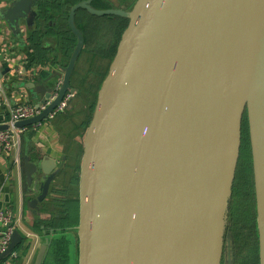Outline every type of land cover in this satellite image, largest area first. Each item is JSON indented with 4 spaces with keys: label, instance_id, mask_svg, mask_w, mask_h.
<instances>
[{
    "label": "water",
    "instance_id": "95a60500",
    "mask_svg": "<svg viewBox=\"0 0 264 264\" xmlns=\"http://www.w3.org/2000/svg\"><path fill=\"white\" fill-rule=\"evenodd\" d=\"M33 2L19 0L1 18L12 25ZM91 2L69 13L78 42L68 66L25 85L44 105L61 80L57 96L15 124H41L74 92L70 77L84 47L78 10L128 20L83 142L78 264H220L245 113L264 264V0H136L129 12ZM52 163L23 158L33 215L61 171ZM21 241L15 229L0 264ZM50 245L46 238L33 264H44Z\"/></svg>",
    "mask_w": 264,
    "mask_h": 264
},
{
    "label": "crops",
    "instance_id": "0c3cea01",
    "mask_svg": "<svg viewBox=\"0 0 264 264\" xmlns=\"http://www.w3.org/2000/svg\"><path fill=\"white\" fill-rule=\"evenodd\" d=\"M18 1L0 0V72L7 68L10 70L5 77L0 76V82L3 86L4 101L8 106L13 107L25 103L40 106L39 95H36V99H34L25 85L34 82L37 77L47 78L49 72H59L68 66L78 42L68 24L69 13L76 4L70 8L67 21L64 22V10H58V5L62 4L64 0H34L31 8L10 25L6 19L1 18V15L4 17L6 15L9 18L7 12ZM103 1L98 0L97 5L92 4V7L96 10L100 9ZM105 1L115 7L120 6L125 12L131 11L136 2V0ZM88 19L91 20L88 21ZM107 19V17H95L85 10L75 13V26L83 35L84 47L70 77V89L74 92H68L73 96L67 110L53 120L43 121L33 127L30 132L32 133L30 153L22 154L21 151V135L26 128L20 130L19 151L15 149L6 152L0 145V210L11 212L15 228L22 235V241L14 251L16 257L10 259L7 264L33 263L34 257L37 255L38 237L35 235L37 226L40 228V230L38 229L40 233H46V227L40 223L51 217L50 206L54 207L53 209H59L61 201L68 198L64 193L66 190L69 193V188L72 187L70 178L75 174L76 165L79 168V177L83 142L89 125L85 126L84 122L89 114L90 105L94 103L89 88L85 91L82 87L84 82L93 80L88 75L92 73L91 70L94 67L99 70V74L102 73V65L95 64L93 61L94 56L100 57V55L96 49H92V45L97 48L104 44L108 35ZM65 25L70 31L68 41L61 36L66 30ZM90 26H93L94 31L90 30ZM32 40L37 43L38 58L32 48ZM97 61L104 63L102 59H97ZM35 70L39 75L34 76ZM59 82L61 84L62 81L58 80L56 85ZM79 99H83L81 109H77L81 106L78 102ZM78 110H81L82 116L73 117V113ZM67 113L69 114L66 115ZM62 115L63 117L66 115V118L58 120V117ZM6 118V111H0V125L5 122ZM77 121H80L78 130L74 129L72 131L74 133L70 135V141H67L66 132L74 127ZM65 136L67 137L65 138ZM25 155L29 156L33 162L39 161V159L47 162L51 160L52 165L55 164L53 166L61 170L51 184L48 199L39 205L40 215H33L32 210L28 207L29 198L23 172Z\"/></svg>",
    "mask_w": 264,
    "mask_h": 264
},
{
    "label": "rangeland",
    "instance_id": "374dc122",
    "mask_svg": "<svg viewBox=\"0 0 264 264\" xmlns=\"http://www.w3.org/2000/svg\"><path fill=\"white\" fill-rule=\"evenodd\" d=\"M91 19H88L90 21ZM128 25V21L126 23ZM101 50V49H100ZM99 51V50H97ZM102 51V50H101ZM103 53V52H102ZM92 60V56H91ZM93 61L95 64H101V74L98 73V69L94 67L91 70L90 76L93 80L86 81L83 83V90H87L89 88L90 94L93 95L94 107L97 100V93L101 87L103 80L106 77L108 72L109 65L101 63V61H97L95 56L93 57ZM96 66V65H95ZM96 79V81H94ZM94 84V85H93ZM90 85V87H89ZM91 96V95H90ZM82 101L83 99H79V106L77 109L82 108ZM67 113L66 115H68ZM93 114V113H92ZM66 115L59 116L58 120H62L60 118H66ZM73 117L82 116L81 110H78L73 113ZM246 117V128L248 129V122L246 113L244 115ZM243 117V119H244ZM80 121L75 123V126L67 130L65 138L67 137V141H70V135L73 134L74 129L78 130V125ZM243 125V120H242ZM73 129V130H72ZM71 131V132H69ZM69 134V135H68ZM241 148V146H240ZM247 154L249 155V163L246 166V171H241V149L239 153V158L237 162L236 172L234 176L233 186L231 190V196L228 201L227 211L225 213V222H224V231H223V240H222V248H221V262L220 264H259V244H258V230H257V212H256V197H255V186H254V176H253V166H252V155H251V147ZM80 163V161H79ZM243 173L249 175V182L246 185L250 188L248 198L244 199V195L247 194L242 190L244 184V175ZM237 183V190L235 193V197L233 199V188ZM68 198L76 196L79 199V185L73 186L69 188V193L67 194ZM59 207V206H58ZM54 207H49V214L52 216L57 214L62 207L60 206L59 209H53ZM236 210V211H235ZM245 210L246 213H245ZM40 225H44L40 223ZM78 222L77 225H72L69 229L65 230L64 232L61 229L57 231H51L50 233L48 230H45L46 233H40V228L37 226V234L35 235L38 237L37 243V252L39 250V246L44 244V240L46 238L51 239V242L56 238L63 237L64 240L61 243H58L56 246L62 245L64 243L66 247V252L61 253L60 258L55 259L52 257V261L48 260L46 264H78V255H79V238H78ZM39 229V230H38ZM28 239V238H27ZM59 240V239H57ZM37 254V253H36ZM66 255V258L64 257ZM36 257V256H35ZM34 257V260H35ZM34 263V261H33ZM32 263V264H33Z\"/></svg>",
    "mask_w": 264,
    "mask_h": 264
},
{
    "label": "trees",
    "instance_id": "16d2710c",
    "mask_svg": "<svg viewBox=\"0 0 264 264\" xmlns=\"http://www.w3.org/2000/svg\"><path fill=\"white\" fill-rule=\"evenodd\" d=\"M81 1H84V0H64L62 4L58 5V10H62V9L64 10L63 11L65 14L64 22L67 21L70 8L73 5H75ZM107 18H108L107 19L108 21H112L111 17H107ZM127 21H128L127 19H123V20L120 19L119 21L118 20L115 21L116 23L117 22L119 23V29H120L118 32L117 40H118V38L120 40V37H121L123 31L126 29ZM66 26L67 25H65L66 30L63 31L62 35L60 33V35L64 38H66V41H68V38H70V37H68L70 35V31L68 30V27H66ZM32 43H33L32 48L36 53L35 56L38 58L39 53L37 52L38 51L37 50V43L34 42L33 40H32ZM93 109H94V103H92L90 105L89 114L87 116L86 121L84 122L85 126H87L91 120V114L93 112ZM246 126H247L246 117H244L243 125H242V131H241V148H240L241 154H242L241 171H243V172H244V170L246 171V166L249 163V155L247 154L249 151H247V150L248 149L250 150L249 133H248V129L246 128ZM33 127L34 126L28 127L26 129H24L22 132V135H21V148H22L21 151H22V154L30 153V151L32 150L31 139H30L32 136V133H30V132L33 129ZM74 170H75V174H73L70 178V184L72 187L78 186V182H79V177H78L79 168L77 165L75 166ZM243 175H244L243 178H244V184L245 185L242 187V190L244 188V191L247 193L244 195V199H246V198H248L249 192H250V188H248L246 186V185H248V182H249V175H247L245 173H243ZM236 185H237V183L235 184V186L233 188V194H234L233 199L235 197V193L237 190ZM66 191L64 193V195L66 194L65 197L68 196L67 195L68 193ZM61 207H62V209H60L57 214L52 215L47 221L42 222V224H44V226L46 227L45 230L57 231L58 229H61L64 232L65 230L69 229L72 225L73 226L77 225L78 211H79L78 198L76 196H73L71 198H66L65 200L61 201ZM246 211L247 210H245V213H246ZM57 239H59V240H57ZM63 240H64L63 237H59V238H56L55 240H53V242H51V245L49 247V250H48L44 264H46V262L48 260L52 261V257L55 259V256H56V258L59 259L61 253L66 252V247H65L64 243H62V245L56 246L58 243L63 242ZM64 257L66 258V255Z\"/></svg>",
    "mask_w": 264,
    "mask_h": 264
},
{
    "label": "built area",
    "instance_id": "2783aa9c",
    "mask_svg": "<svg viewBox=\"0 0 264 264\" xmlns=\"http://www.w3.org/2000/svg\"><path fill=\"white\" fill-rule=\"evenodd\" d=\"M60 85L61 84L59 82L55 87L52 98L44 105L37 107L32 104L25 103L10 107L4 101L3 86L0 82V111H6L7 118L3 124L8 126V129L0 131V145L6 152H11L15 149L19 151L20 149V130L15 128V124L20 121L33 118L44 111L57 96ZM72 96L73 95L69 93L65 94L62 101L48 114L45 121H51L58 115L64 113L69 106ZM15 229L16 228L11 212L8 210H0V255L3 254L8 248ZM15 257L16 253L13 252L10 257L4 260L1 264H7L10 259Z\"/></svg>",
    "mask_w": 264,
    "mask_h": 264
},
{
    "label": "flooded vegetation",
    "instance_id": "af4514ba",
    "mask_svg": "<svg viewBox=\"0 0 264 264\" xmlns=\"http://www.w3.org/2000/svg\"><path fill=\"white\" fill-rule=\"evenodd\" d=\"M104 1L102 2V6H100L101 8L98 10H122V11H125L120 6L115 7L114 5L110 4L109 2H107V1L104 2ZM97 2H98V0H92L91 6H92V4L94 6H96ZM107 17H111L112 21H108L109 23L107 24L108 35L106 37V40H105L104 44L102 45V47L95 48L92 45V49L93 50L96 49V52H98L100 55V57H95V59H99V60L102 59L105 62V64L110 65V63L112 62V60L115 56L116 49H117V46H118L119 41H120L119 38L117 40L118 32L120 30L119 29V23L117 22L118 23L117 24L115 21L116 20L119 21L120 19L123 20L124 18H122L120 16H107ZM90 30L94 31L93 26H90ZM97 50H99V51H97ZM228 264H230V263L228 262Z\"/></svg>",
    "mask_w": 264,
    "mask_h": 264
}]
</instances>
